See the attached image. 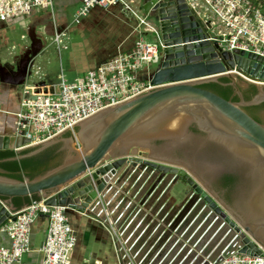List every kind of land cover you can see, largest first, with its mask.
<instances>
[{"label": "water", "instance_id": "1", "mask_svg": "<svg viewBox=\"0 0 264 264\" xmlns=\"http://www.w3.org/2000/svg\"><path fill=\"white\" fill-rule=\"evenodd\" d=\"M139 1L142 14L158 29L154 39L160 46L159 58L144 78L153 89L33 148L27 147V140L15 138L12 131H1L0 151H28L16 160L36 156L55 145H59L63 158L60 165L33 179L0 176V227L15 220L14 214L27 206L26 199L36 197L45 199L48 206L65 208L66 214L107 218L121 235L129 256L122 264H210L232 250L264 258V241L256 235V224L248 226L227 207L187 169L186 160L160 154L166 149L156 150L152 145L156 138H143L165 123L178 126L183 133L194 124L233 155L238 149L252 152L249 156L253 158L236 156L258 170L261 187L252 199L263 194L264 125L244 110L264 102L263 60L242 52L222 51L209 41L184 0ZM244 77L260 83H251L256 94L248 101L242 98L236 81ZM221 79L228 81L225 85L233 89L237 102L201 88ZM67 133L69 136L64 137ZM169 134L159 139L170 144L183 140L182 136L169 138ZM102 159L113 162L95 171L91 178H80ZM177 180L187 186L178 205L169 194ZM115 193L119 200L111 208L107 198ZM14 199H20V209ZM141 206L150 210L151 216L141 222L143 228L138 225L142 210L134 217ZM150 218L153 221L148 223ZM228 231L231 235L226 237ZM222 237L226 238L216 248Z\"/></svg>", "mask_w": 264, "mask_h": 264}, {"label": "built area", "instance_id": "2", "mask_svg": "<svg viewBox=\"0 0 264 264\" xmlns=\"http://www.w3.org/2000/svg\"><path fill=\"white\" fill-rule=\"evenodd\" d=\"M184 2L192 16L205 30L209 41L225 52L254 55L262 59L264 65L262 0H184ZM93 9L103 11L117 9L128 19L129 16L135 19V30L138 34L143 32L154 37L158 35L156 25L148 23L142 14L139 0H81L70 26L80 24ZM36 10L52 12L53 0H0V22L24 18ZM65 37V32L56 33L53 35V42L60 46ZM159 52L160 46L156 39L153 43L148 42L139 34L132 50L117 53L112 59L99 64L71 83L61 78L58 83L42 87L24 85L18 109L13 113L12 135L27 140V147L33 148L62 133L72 131L78 123L105 109L151 91L153 88L149 82L138 79L137 73L156 61ZM244 80L250 84H260L248 77H244ZM112 162V159H102L93 169H87L80 178H91L95 171ZM139 211L141 220L138 225L143 228L141 222L150 216V210L140 207L134 217ZM14 216V221H8L0 227V232L9 240L8 246L0 247V264H21L23 256L31 251L32 226L39 216H43L47 221L46 235L40 250L43 255L41 264H71V255L77 238L65 208L51 207L45 204V199H37L30 201ZM103 221L108 222L118 255L123 262V259H128L129 256L121 235L107 218ZM152 221L150 218L148 223ZM135 231L136 228L132 233ZM229 233V231L226 233V237L231 235ZM226 237H222L215 247L218 248ZM232 239L233 235L227 244ZM210 264H264V258L251 257L232 250Z\"/></svg>", "mask_w": 264, "mask_h": 264}, {"label": "crops", "instance_id": "3", "mask_svg": "<svg viewBox=\"0 0 264 264\" xmlns=\"http://www.w3.org/2000/svg\"><path fill=\"white\" fill-rule=\"evenodd\" d=\"M80 2L81 0H53L52 12L36 10L24 18L0 22V132L13 131V113L18 109L24 85L42 87V85L54 84L45 82L46 75H42L44 57L42 36H51L53 41L54 34L65 32L66 37L60 42V46L53 43L58 50H67L69 42L67 32L71 25L67 16L72 10L71 19L73 18ZM89 16L92 17L86 21ZM74 26H81L78 31L85 43L86 51L82 52L81 61L90 63L84 68L85 74L99 64L112 59L117 53L132 50L139 34L146 41L151 42L148 34L143 32L138 34L135 30V23L117 9H110L107 12L93 9L80 24ZM17 34L18 39L15 38ZM74 44L76 43H72ZM79 44L80 42L77 45ZM150 66L151 64L138 71V79L144 80ZM175 146L171 144V148L175 149ZM143 151L151 154L150 150L144 149ZM160 154L172 155L175 152L166 150ZM0 176L8 177L2 170H0ZM107 199L110 200L111 208L119 200L116 193L113 196L109 195ZM18 209H20L19 206ZM141 209L144 207L141 206ZM66 215L77 238L71 255V264H122L108 222L103 221L97 215L77 212ZM46 229V219L39 216L32 226L31 251L23 256L21 264L42 263L43 255L40 250ZM8 245L7 236L1 233L0 247Z\"/></svg>", "mask_w": 264, "mask_h": 264}, {"label": "flooded vegetation", "instance_id": "4", "mask_svg": "<svg viewBox=\"0 0 264 264\" xmlns=\"http://www.w3.org/2000/svg\"><path fill=\"white\" fill-rule=\"evenodd\" d=\"M227 83H216L223 89H228V92H223V90H218V92L225 95L228 100L233 101L236 98L238 101L233 89L225 85ZM237 85L243 99L251 98L249 90L254 88L253 85L246 81L245 86L239 83ZM262 104L264 102L253 106L255 108L253 116L264 124ZM185 132L183 140H180L178 144L175 143V149L171 148L170 143L159 138L153 140L152 145L156 150H173L175 154L172 155L186 160L189 163L186 165L187 169L189 168L195 176L200 178L209 190L236 215L243 220L246 219L248 226L252 227V223L255 225L264 220L257 206V198L260 194L252 199L253 193L261 187L258 170L253 167V164L237 158L224 145L208 139L207 135L200 132L194 124H189Z\"/></svg>", "mask_w": 264, "mask_h": 264}, {"label": "rangeland", "instance_id": "5", "mask_svg": "<svg viewBox=\"0 0 264 264\" xmlns=\"http://www.w3.org/2000/svg\"><path fill=\"white\" fill-rule=\"evenodd\" d=\"M71 11L68 13V21L71 22ZM107 12V11H106ZM93 16V15H92ZM92 16H89L86 21H88ZM129 19L135 22V19L129 16ZM148 23H152L150 18H147ZM85 21V22H86ZM71 24V23H70ZM155 25V24H154ZM81 27V26H80ZM79 26H70L67 35L69 37V42L67 43V50H58L57 46L53 43L51 36H42L44 40V54L42 59V75L45 74V82H53L58 83L61 78H63L66 82L71 83L75 79L82 77L85 74L84 68L89 66L90 63L85 61H81L82 52L86 51L85 43L82 41L83 37L80 36L78 31ZM18 34L15 36L18 39ZM150 41L154 42V35L148 34ZM27 39V36H26ZM78 42H80L79 45ZM72 43H76L72 45ZM87 59V57H86ZM153 61L152 63H154ZM150 69L148 70V72ZM142 73V72H141ZM237 83L241 86H245V81L241 78L236 79ZM179 118V117H178ZM174 125V124H173ZM167 127V128H166ZM170 137H183V131L178 126H169L167 123L163 125H159L151 135H144L143 138H165L167 133ZM167 138V137H166ZM141 149V148H140ZM144 150V148L142 149ZM179 165H183L180 163ZM187 192V186L185 183L177 180L174 182L173 186L170 189V198L175 200V204L178 205L181 203L185 197V193ZM245 221H247L245 219Z\"/></svg>", "mask_w": 264, "mask_h": 264}, {"label": "trees", "instance_id": "6", "mask_svg": "<svg viewBox=\"0 0 264 264\" xmlns=\"http://www.w3.org/2000/svg\"><path fill=\"white\" fill-rule=\"evenodd\" d=\"M219 82L227 83L226 79H221ZM201 88L208 90L223 99H227V97L218 92V90H223V92H228V89H223L221 86L216 85V83H208L202 85ZM251 98L256 94L255 89L249 90ZM251 98L244 99L245 101L250 100ZM233 102H237L236 98L233 99ZM264 107V104L261 105ZM254 107H248L244 110L246 113L250 114L255 121L259 122V120L253 116ZM260 123V122H259ZM263 124V123H261ZM264 125V124H263ZM69 133L65 134L64 137H68ZM59 145L51 146L36 156L30 158H24L21 160H16L19 155H24L28 153V151H24L21 153H16L14 151H0V170L6 172L7 176L13 179L21 180L23 178L33 179L37 176H40L47 172L48 170L57 167L62 162L63 155L58 152ZM36 197H31L26 199V203L28 204L32 200H37ZM14 204L19 206L20 199H14Z\"/></svg>", "mask_w": 264, "mask_h": 264}, {"label": "bare ground", "instance_id": "7", "mask_svg": "<svg viewBox=\"0 0 264 264\" xmlns=\"http://www.w3.org/2000/svg\"><path fill=\"white\" fill-rule=\"evenodd\" d=\"M262 1L264 2V0ZM249 154H252V152H248L247 150L241 151L238 149V153L236 155L241 158L246 159V157H248ZM249 157L253 158L252 155ZM257 201H258V205H257L258 209L261 212V214L264 216V192L263 194L258 196ZM255 230H256V235L258 236V238L264 241V220H261L259 224L258 223L256 224Z\"/></svg>", "mask_w": 264, "mask_h": 264}]
</instances>
